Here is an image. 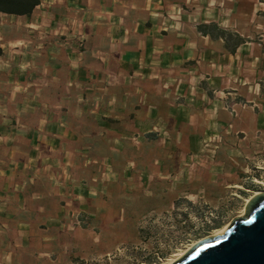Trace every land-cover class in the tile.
<instances>
[{
	"label": "crops",
	"instance_id": "obj_1",
	"mask_svg": "<svg viewBox=\"0 0 264 264\" xmlns=\"http://www.w3.org/2000/svg\"><path fill=\"white\" fill-rule=\"evenodd\" d=\"M263 33L264 0L0 10V264H20L24 247L48 254L72 207L95 210L82 182L95 169L88 156L133 155L132 138L163 123L179 141L195 136L211 91L264 67ZM196 88L202 102L190 103Z\"/></svg>",
	"mask_w": 264,
	"mask_h": 264
},
{
	"label": "rangeland",
	"instance_id": "obj_2",
	"mask_svg": "<svg viewBox=\"0 0 264 264\" xmlns=\"http://www.w3.org/2000/svg\"><path fill=\"white\" fill-rule=\"evenodd\" d=\"M242 78L211 91L195 136L179 141L163 123L132 138L133 155L88 156L95 169L82 182L95 210L72 207L48 254L24 247L20 264H167L240 214L264 190V67ZM197 100L196 88L190 103Z\"/></svg>",
	"mask_w": 264,
	"mask_h": 264
},
{
	"label": "water",
	"instance_id": "obj_3",
	"mask_svg": "<svg viewBox=\"0 0 264 264\" xmlns=\"http://www.w3.org/2000/svg\"><path fill=\"white\" fill-rule=\"evenodd\" d=\"M170 264H264V192L254 194L244 214L207 236Z\"/></svg>",
	"mask_w": 264,
	"mask_h": 264
},
{
	"label": "trees",
	"instance_id": "obj_4",
	"mask_svg": "<svg viewBox=\"0 0 264 264\" xmlns=\"http://www.w3.org/2000/svg\"><path fill=\"white\" fill-rule=\"evenodd\" d=\"M39 0H0V10L8 13H29Z\"/></svg>",
	"mask_w": 264,
	"mask_h": 264
},
{
	"label": "bare ground",
	"instance_id": "obj_5",
	"mask_svg": "<svg viewBox=\"0 0 264 264\" xmlns=\"http://www.w3.org/2000/svg\"><path fill=\"white\" fill-rule=\"evenodd\" d=\"M261 191L264 192V190H256V191H254V193H253L252 195H250L249 197L246 198V203H247V201H248V200H249L254 194H256V193H258V192H261ZM246 203H245V205H246ZM245 205L243 206V208H242L240 214H238L237 216H241V215L244 214ZM228 224H229V222H228L227 224H225L223 227L217 229L216 232H214L212 235H216V234L222 232V231L227 227ZM196 242H198V241H196ZM196 242L192 243L188 248H186L185 250H183L178 256H176L175 258H173V259H172L169 263H167V264H170V263L173 262L175 259H177L179 256H181L186 250H188V249H189L193 244H195Z\"/></svg>",
	"mask_w": 264,
	"mask_h": 264
}]
</instances>
